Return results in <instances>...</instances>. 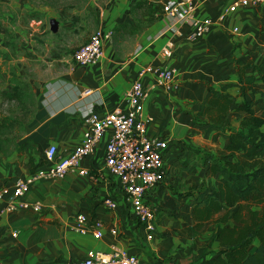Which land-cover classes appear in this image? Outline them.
<instances>
[{
	"label": "crops",
	"instance_id": "obj_1",
	"mask_svg": "<svg viewBox=\"0 0 264 264\" xmlns=\"http://www.w3.org/2000/svg\"><path fill=\"white\" fill-rule=\"evenodd\" d=\"M136 1L114 0L105 12L97 5L91 20L83 13L68 15L47 7L42 8L44 13L38 10L42 20L28 25L18 21L13 31L0 26V64L1 60L11 63L17 74L30 66L35 72V80L28 83L35 99L32 114L15 138L16 147L6 154L0 152V187L44 164L51 145L57 155H67L81 141L86 114L126 109V90L139 79L147 90L143 116L152 117L146 124L147 135L167 142L164 177L147 196L156 208L152 237H147L126 202L119 180L104 169L105 136L79 168L63 178L30 185L23 199L30 205L38 202V211L26 207L1 212L0 264H70L84 259L90 250L113 249L136 256L142 264H204L219 249L218 240L210 238L216 225L206 221L196 228L192 212L198 191L219 182L218 175L209 173L208 157L224 151L227 138L217 135L200 111L210 96L209 86L220 90L224 85V92L238 94L236 61L251 60L258 67L254 73L257 92L249 91L247 98H261L264 57L257 47L264 45V5L239 7L224 21L215 22L209 33L189 41L190 25L175 23L163 12L150 13L149 21L142 16L135 19L130 10ZM233 1L208 0L195 11V17L215 21ZM100 28L112 30L103 44V59L96 65H77L68 49L88 41ZM129 35L132 39L124 40ZM169 41L175 47L173 54L162 57L160 49ZM121 43H129L128 48L122 50ZM40 65L45 68L41 70ZM145 66L175 68L178 88L166 93L156 85L153 74L139 77ZM242 116V111H231L228 119L238 128ZM80 169L88 174H81ZM107 198L116 203L115 208L105 206ZM6 203L7 199H0V211ZM78 214L101 221L102 236L75 231Z\"/></svg>",
	"mask_w": 264,
	"mask_h": 264
},
{
	"label": "built area",
	"instance_id": "obj_2",
	"mask_svg": "<svg viewBox=\"0 0 264 264\" xmlns=\"http://www.w3.org/2000/svg\"><path fill=\"white\" fill-rule=\"evenodd\" d=\"M208 0H166L162 2L163 14L175 23H188L190 31L187 35L189 41H197L210 32L215 22H222L239 7L264 5V0H234L224 7L215 21L210 18L198 19L195 11ZM233 32L237 34L238 28ZM112 36L111 29H97L90 39L81 44L72 55V61L79 66L96 65L104 56L103 44ZM173 42H167L161 49L162 57L173 54ZM145 73L155 76L156 85L166 93H171L178 88L175 80V68L160 66L142 67L138 75ZM147 96V90L139 79L132 82L125 93L127 108L115 107L105 114L91 111L84 118V130L81 141L67 154L57 155L54 146H49L44 154V164L36 168L26 177L16 178L10 185L0 187V199H7V203L1 212L13 211L18 208L32 207L38 211V202L30 205L23 197L28 193L30 185L41 179L63 178L69 171L80 167L82 159L89 156L96 144L106 136L104 144L105 171L115 176L123 189L126 202L129 203L132 212L139 223L147 230V237L151 238L155 229L156 208L147 200L149 191L160 183L165 174L163 151L167 147L164 139L149 137L146 124L152 117L143 116V103ZM83 175L88 174L86 169H80ZM103 203L110 209L116 207V203L110 199H104ZM102 223L99 220H89L86 215L75 216V231L94 237L102 236ZM115 233L113 229L111 231ZM70 264H142L136 256L128 254L121 249H113L111 252H99L90 250L86 257ZM161 264H171L163 261Z\"/></svg>",
	"mask_w": 264,
	"mask_h": 264
},
{
	"label": "trees",
	"instance_id": "obj_3",
	"mask_svg": "<svg viewBox=\"0 0 264 264\" xmlns=\"http://www.w3.org/2000/svg\"><path fill=\"white\" fill-rule=\"evenodd\" d=\"M149 1L155 0H137L131 5V13L146 7ZM257 51L264 57V45L258 46ZM235 69L238 94L234 97L224 92V85L220 90L209 86L210 96L200 111L215 127L217 135L227 138L225 150L208 157L209 173L218 175L219 182L198 191L192 212L196 228L206 221L216 225L213 237L218 240L219 249L204 264H264V117L255 112L254 99L247 98L249 91L257 92L254 73L258 67L246 60L236 61ZM12 76L16 89L5 92L4 96L17 101L21 107L30 101L31 116L34 94L28 83L13 73ZM260 95L264 98V92ZM237 97L241 98L239 102ZM24 111L28 113L29 109ZM231 111L243 112L238 128L229 122ZM13 122L17 120L5 117L0 123V152L4 154L16 147L15 138L6 136ZM25 122L20 123L21 129ZM171 206L175 209V205ZM254 242L255 249L250 250Z\"/></svg>",
	"mask_w": 264,
	"mask_h": 264
},
{
	"label": "rangeland",
	"instance_id": "obj_4",
	"mask_svg": "<svg viewBox=\"0 0 264 264\" xmlns=\"http://www.w3.org/2000/svg\"><path fill=\"white\" fill-rule=\"evenodd\" d=\"M114 0H0V26L4 25L8 29L13 31L14 24L16 25L18 21H22L29 24L30 21L35 20H42L39 14H37L39 11L44 13V9L47 7L50 8H59L62 9L66 14L72 15V14H85L86 19L91 20V15L93 13L94 7L99 6V9L105 10L110 7V3H112ZM166 0H155V1H149L148 5L144 9L136 10L134 18L138 19V16H142V19L149 21L151 20V14L155 13H162V2ZM44 8V9H42ZM40 9V10H39ZM42 9V10H41ZM39 10V11H38ZM91 23V21H88ZM90 23H87V25H90ZM88 29L90 27H87ZM15 29V28H14ZM87 31V30H86ZM90 31V30H88ZM95 32V31H94ZM132 39V36H127L126 39L130 41ZM123 40V41H124ZM85 42H82L78 45L71 46L70 49H68L69 54L72 56L75 51L78 49V47ZM18 44V43H17ZM13 44H9L8 49L11 51ZM129 46V43H121L120 48L122 50H126ZM11 55L15 56V52H10ZM13 59V58H12ZM29 68L31 71H29ZM27 67L24 69V71H21L20 74H17V69L11 65V63H7L1 60V73L3 78L0 79V123L3 121L5 117L16 119L17 122H13V126L9 129L6 136L8 138H16V136L21 134V128L20 123L25 122L29 118V113L31 110V104L30 101L27 102V105L25 107H21L20 104L15 100H8L7 97L4 96L5 92L13 91L16 89V86L14 83H16V80H12L11 77L12 73L15 74L20 81L29 83L32 80H35V77H33V66ZM39 68L43 70L45 67L44 65H40ZM16 69V70H15ZM36 82H34L35 84ZM30 84V83H29ZM31 85V84H30ZM253 107L255 112L258 115H261L264 117V99L263 98H256L253 100ZM25 109H29V112L26 113L24 111ZM211 239L213 236L210 237ZM256 243L254 242L250 250L255 249Z\"/></svg>",
	"mask_w": 264,
	"mask_h": 264
}]
</instances>
